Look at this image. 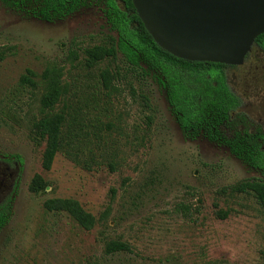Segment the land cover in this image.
I'll return each mask as SVG.
<instances>
[{
    "label": "rangeland",
    "instance_id": "rangeland-1",
    "mask_svg": "<svg viewBox=\"0 0 264 264\" xmlns=\"http://www.w3.org/2000/svg\"><path fill=\"white\" fill-rule=\"evenodd\" d=\"M114 36L97 5L45 21L33 4L0 2V157L22 161L0 171V190L10 174L16 181L12 214L0 231V264H264V209L253 194L231 192L261 176L227 147L187 139L165 92L121 55L87 69L83 50ZM49 66L62 68L69 84L67 112L81 108L108 124L113 172L105 165L88 171L61 154L48 172L41 169L44 142L32 125L41 116L39 76ZM26 70L36 75L34 89L20 84ZM104 70L113 76L109 92L101 85ZM225 75L246 100L253 83H264V55L254 51ZM258 95L260 102L242 110L264 123V93ZM36 174L45 183L39 194L30 191ZM51 198L76 200L96 219L107 215L87 232L66 214L46 212ZM110 241L131 251L107 254Z\"/></svg>",
    "mask_w": 264,
    "mask_h": 264
},
{
    "label": "trees",
    "instance_id": "trees-1",
    "mask_svg": "<svg viewBox=\"0 0 264 264\" xmlns=\"http://www.w3.org/2000/svg\"><path fill=\"white\" fill-rule=\"evenodd\" d=\"M0 2L28 3L37 8V14L45 21H54L73 14L90 4L101 7L107 25L114 37L106 44L83 50L87 69L105 60H116L121 55L125 64L153 80L166 95L170 113L187 139L202 135L207 140L228 148L230 153L248 169L256 171L259 179L243 181L231 188L232 193H251L264 209V148L248 133L247 121L237 113L238 98L229 90L225 69L227 66L213 63H192L179 60L162 51L145 31L138 19L131 0H0ZM254 45L264 50V34ZM103 91L112 89L113 76L108 70L100 73ZM36 75L26 70L20 78L22 86L36 87ZM43 86L40 97L41 116L32 125V131L44 142L41 169L48 172L56 155L61 154L76 166L90 171L92 166L115 170L112 150L103 132L108 124L98 117L90 118L81 108L67 112L66 98L69 84L62 68L49 66L39 76ZM62 104L61 107H57ZM234 114V115H232ZM245 128L243 131L240 127ZM264 145V134L259 132ZM12 158L22 164L19 156ZM97 159V160H96ZM100 159V160H99ZM45 188L42 177L34 175L30 191L39 194ZM112 192L111 198H113ZM46 212L66 214L84 231H91L99 219L86 212L73 199L51 198L43 203ZM12 204L0 207V231L8 224ZM216 217L224 220L226 212L217 211ZM107 254L130 252L128 244L110 241Z\"/></svg>",
    "mask_w": 264,
    "mask_h": 264
},
{
    "label": "water",
    "instance_id": "water-1",
    "mask_svg": "<svg viewBox=\"0 0 264 264\" xmlns=\"http://www.w3.org/2000/svg\"><path fill=\"white\" fill-rule=\"evenodd\" d=\"M153 42L183 61L241 66L264 34V0H131Z\"/></svg>",
    "mask_w": 264,
    "mask_h": 264
},
{
    "label": "flooded vegetation",
    "instance_id": "flooded-vegetation-1",
    "mask_svg": "<svg viewBox=\"0 0 264 264\" xmlns=\"http://www.w3.org/2000/svg\"><path fill=\"white\" fill-rule=\"evenodd\" d=\"M256 51V53L258 54H262L264 55V50H262L260 47L256 46L253 44V46L251 47V50L249 51V53L245 56L244 62L243 64L252 56L253 52ZM242 64V65H243ZM229 67H234V66H227V68ZM237 67V66H235ZM227 83V82H226ZM228 85V84H227ZM264 83H253L252 84V88L247 92L248 96L246 97V100H244L243 98H241L239 95L235 94L230 88L229 90L238 98L239 100V105L237 107V113L241 114L243 116V118L247 121L248 126H247V130L249 134H253L255 139L257 140V142L260 144L261 147L264 148V145L261 142V139L259 137V132H262L264 134V123H256L253 122L242 110V107L247 104L250 107H253L254 105H256L258 102H260L261 100V95L259 96L258 94H262L264 93ZM229 87V86H228ZM256 91V92H255ZM234 115V114H232ZM245 128H243L242 126L240 127V130L243 131ZM198 137H203L202 135H199ZM197 138V137H196ZM195 138V139H196ZM205 138V137H203ZM206 139V138H205ZM207 140V139H206ZM209 141V140H208ZM211 142V141H210ZM214 143V142H212ZM217 144V143H216ZM219 145V144H218ZM9 158V157H8ZM8 163H12L13 166L15 168H17V165H20L19 162L15 161L12 156H10L9 161L5 162V159L0 157V171L5 172L7 170H9V164ZM3 167V168H2ZM5 175V174H4ZM10 177V181H8V185L3 186V190H0V207L2 205H4L6 202H9L12 204V200L15 197V193H16V181L15 178H13V174L9 175Z\"/></svg>",
    "mask_w": 264,
    "mask_h": 264
}]
</instances>
